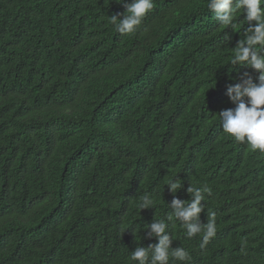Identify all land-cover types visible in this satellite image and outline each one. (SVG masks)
<instances>
[{
	"label": "trees",
	"instance_id": "obj_1",
	"mask_svg": "<svg viewBox=\"0 0 264 264\" xmlns=\"http://www.w3.org/2000/svg\"><path fill=\"white\" fill-rule=\"evenodd\" d=\"M154 2L121 34L117 0H0V264H137L159 219L190 264H264V153L219 117L229 85L258 82L229 63L247 23L220 24L207 0ZM170 179L182 200L212 189L206 247L167 221ZM144 195L154 208L139 209Z\"/></svg>",
	"mask_w": 264,
	"mask_h": 264
},
{
	"label": "clouds",
	"instance_id": "obj_2",
	"mask_svg": "<svg viewBox=\"0 0 264 264\" xmlns=\"http://www.w3.org/2000/svg\"><path fill=\"white\" fill-rule=\"evenodd\" d=\"M125 11L110 16V22L121 34H132L143 23L144 18L154 9V0H117ZM207 8L214 12L216 20L227 27H232L237 19L236 14L242 12L247 23L244 28L245 39L235 45L232 65H247L259 71L258 82H254L247 72L242 83L229 85L227 89L234 108L219 112L221 127L234 140L247 144L252 151L264 153V0H207ZM173 193L171 201L172 213L167 221H179L186 236L192 238L201 236L200 247L204 248L217 234L216 214L207 213V222H200V213L205 208L206 195H211L212 189L205 185L194 187L189 185L187 192L190 199L182 200L175 194L183 187L180 179H170L166 184ZM155 201L144 195L139 203V209L154 208ZM165 219L154 220L144 225L150 228V235L158 237L159 242L148 247L137 246L131 251L130 259L137 264H170V259L182 264H190L192 256L182 247H171L172 237ZM246 240L241 241V252L245 251Z\"/></svg>",
	"mask_w": 264,
	"mask_h": 264
}]
</instances>
